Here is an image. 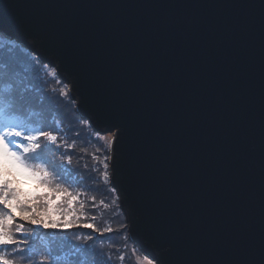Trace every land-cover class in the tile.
<instances>
[{"label": "water", "instance_id": "obj_1", "mask_svg": "<svg viewBox=\"0 0 264 264\" xmlns=\"http://www.w3.org/2000/svg\"><path fill=\"white\" fill-rule=\"evenodd\" d=\"M0 34L58 69L77 113L114 132L111 187L156 264L189 235L232 264L264 232V0H0ZM154 258V259H153Z\"/></svg>", "mask_w": 264, "mask_h": 264}, {"label": "snow or ice", "instance_id": "obj_2", "mask_svg": "<svg viewBox=\"0 0 264 264\" xmlns=\"http://www.w3.org/2000/svg\"><path fill=\"white\" fill-rule=\"evenodd\" d=\"M2 44L0 41V47ZM18 73L24 76H39L36 68L9 69L8 65L0 61V264H37L38 249L34 244L38 240L43 244V255L39 264H85L83 260L74 259L72 251L58 254L57 242L61 248L66 246L76 249L75 245L66 241L67 234L76 235L70 232L73 227L90 228L93 231L97 229L92 223H78L81 216H76L73 220L72 214H66L59 206H52L54 196L65 197L66 201L61 203L67 202L70 208L74 202L79 201L81 193L73 194L70 188L80 187L82 181L74 180L75 173L69 171L67 166L71 164L73 145H68L65 152H60L59 149L63 145L58 143L55 133L61 129L34 127L30 117L20 114L17 98L22 94L14 78ZM45 74L53 80L60 79L58 69L47 71ZM59 95L70 99L66 83L60 88ZM97 136L99 139H105L98 133ZM118 138L117 133L106 138L109 150L113 149V144ZM42 140L45 143L42 144ZM52 145H55V148ZM47 153L66 157L67 165L57 164L55 160L48 158ZM104 159L107 161L111 157L106 155ZM107 168L105 163V179L108 178ZM95 170L93 168V171ZM18 176L35 181L38 187L46 190L45 194L24 193L14 186L13 178ZM80 206L83 208L84 205ZM82 236L86 240L93 239L88 233ZM46 237L47 243H44ZM81 238V235H77V239ZM216 244L213 237L198 238L189 235L183 243V249L178 248L175 252L170 250L168 257L160 264H200L193 258V252L198 248L206 250L215 247ZM229 245L231 254L235 257L232 264H264V232L261 234L258 251L240 230L231 234Z\"/></svg>", "mask_w": 264, "mask_h": 264}, {"label": "trees", "instance_id": "obj_3", "mask_svg": "<svg viewBox=\"0 0 264 264\" xmlns=\"http://www.w3.org/2000/svg\"><path fill=\"white\" fill-rule=\"evenodd\" d=\"M0 37L4 38L1 35ZM5 39L4 42H7ZM10 41L14 44L12 47H0V61L8 65L9 69L33 67L39 71L38 77L31 74L24 76L22 73L14 77L22 94L17 98L20 114L30 117L34 127L61 129L55 133L58 143L63 145L59 149L60 152H65L68 145H73L70 165H67L66 157L47 153L48 158L55 160L57 164H66L69 171L75 173L74 180L82 181L80 187L70 188L73 194L81 193L79 201L74 202L71 208L67 202L57 206L64 209L66 214H72L73 220L76 216H81L78 223H92L97 229L93 231L90 228L73 227L70 232L76 235L67 234L66 241L75 245L76 249L66 246L61 248L57 242V253L72 251L74 259L83 260L85 264H139L142 253L128 237L124 216L119 210L115 191L110 186L108 168V178L105 179L104 176V164L108 165V160L105 161L104 157L109 155L105 141L99 139L86 120L76 113L74 103L59 95L62 84L45 74L47 70L52 69L45 68L46 66L19 43ZM41 143L45 142L42 140ZM52 147L55 148V145ZM93 168L96 170L93 171ZM13 179L15 183H24V179L20 180L19 177ZM81 204L84 205L83 208ZM108 228L111 231H105ZM85 233L91 234L93 239H84L82 234ZM77 235L82 238L77 239ZM47 239L46 237L44 243H47ZM34 247L38 249L36 262L39 264L43 255V244L38 240Z\"/></svg>", "mask_w": 264, "mask_h": 264}, {"label": "rangeland", "instance_id": "obj_4", "mask_svg": "<svg viewBox=\"0 0 264 264\" xmlns=\"http://www.w3.org/2000/svg\"><path fill=\"white\" fill-rule=\"evenodd\" d=\"M2 36V35H1ZM3 37H4V35H3ZM6 37H4V38H1L0 37V41H2L3 42V44H2V47L1 48H7V47H12V45H14L10 40H14V39H11V38H6ZM4 39L5 40H7V42H4ZM44 66H46L45 68H49V69H55L54 67H50V66H48V65H44ZM47 71H51V70H47ZM59 81H60V83L62 84V87L64 86V84L66 83L65 81H63L62 79L60 80L59 79ZM67 84V83H66ZM67 87H68V90H69V86H68V84H67ZM71 100V99H70ZM73 102V101H72ZM74 103V102H73ZM74 110L76 111V113H77V109H76V105H75V103H74ZM78 114V113H77ZM84 119V118H83ZM85 120V119H84ZM86 122H87V124H88V126L92 129V127L90 126V124H89V122L86 120ZM92 131H94V129H92ZM96 134L98 133V132H96V131H94ZM113 133L114 132H106V133H98L99 134V136H101V137H104L105 139H103L104 141H105V143H106V138L107 137H109V136H112L113 135ZM108 154H109V149H108ZM109 156V155H108ZM108 170H109V159H108ZM19 178H20V180H23L24 179V183H23V181H22V183H15V187H17V188H19V189H21L24 193H31V194H36V195H40V194H45V192H46V190L45 189H43V188H41V187H38L37 186V184L35 183V181H33V180H29V179H26V178H24L23 176H18ZM109 180H110V176H109ZM110 182V181H109ZM110 186H111V182H110ZM116 198H117V196H116ZM65 197H62V196H54L53 197V205L52 206H54L55 204V206H57V205H61V204H63V203H61V201H65ZM117 200H118V198H117ZM118 204H119V201H118ZM54 206V207H55ZM119 206V205H118ZM119 210H121L120 209V206H119ZM122 212V211H121ZM124 216V215H123ZM124 221H125V217H124ZM125 225H126V227H127V224H126V221H125ZM127 233H128V237L130 238V235H129V231H128V227H127ZM132 243H134L133 241H132ZM135 244V243H134ZM136 245V244H135ZM140 250V249H139ZM141 251V250H140ZM141 253H142V259H141V261H140V259H139V261H138V263L139 264H156L154 261H152L148 256H146L145 255V253L144 252H142L141 251Z\"/></svg>", "mask_w": 264, "mask_h": 264}]
</instances>
